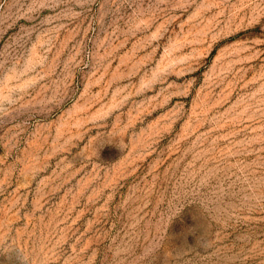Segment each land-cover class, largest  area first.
<instances>
[{
	"label": "rangeland",
	"instance_id": "1",
	"mask_svg": "<svg viewBox=\"0 0 264 264\" xmlns=\"http://www.w3.org/2000/svg\"><path fill=\"white\" fill-rule=\"evenodd\" d=\"M0 264H264V0H0Z\"/></svg>",
	"mask_w": 264,
	"mask_h": 264
}]
</instances>
